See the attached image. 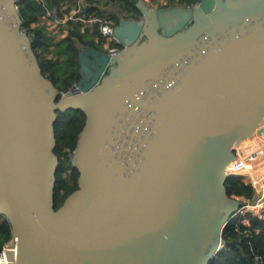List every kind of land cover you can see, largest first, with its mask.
I'll return each instance as SVG.
<instances>
[{
    "label": "water",
    "instance_id": "1",
    "mask_svg": "<svg viewBox=\"0 0 264 264\" xmlns=\"http://www.w3.org/2000/svg\"><path fill=\"white\" fill-rule=\"evenodd\" d=\"M16 1L0 0L7 264H208L239 206L225 166L264 118V0H132L141 16L114 25L122 49L81 45L64 90L42 74ZM69 107L86 115L78 186L55 209L53 122Z\"/></svg>",
    "mask_w": 264,
    "mask_h": 264
},
{
    "label": "trees",
    "instance_id": "2",
    "mask_svg": "<svg viewBox=\"0 0 264 264\" xmlns=\"http://www.w3.org/2000/svg\"><path fill=\"white\" fill-rule=\"evenodd\" d=\"M198 0H168L170 3L192 4ZM68 3L71 9L76 0H17L18 13L22 20V28L30 36V43L37 58L42 74L50 79L58 90L70 88L80 79L79 47L91 44L99 48L95 32L82 31L80 24L66 22L67 33L54 39L62 31L59 25L55 32L48 28L42 17L48 11H57L62 16L61 6ZM85 14L98 8V12L108 9L109 16L116 24L120 17L138 19L141 12L132 0H89ZM103 8V9H102ZM108 70L106 71V73ZM85 112L80 108L69 107L56 110L53 122L55 138L54 153L58 158L55 170L53 189V206L59 207L65 198L78 186V169L71 163L69 153L76 146L79 133L85 123ZM256 183L238 180L235 176L225 178L224 185L228 193L232 190L239 195L250 198L257 190ZM233 196V195H232ZM243 203L240 198H236ZM244 214L235 213L229 218L222 229V246L213 255L208 264H264V201L260 205L243 207ZM248 218L245 222L243 219ZM11 226L8 220L0 214V249L10 238Z\"/></svg>",
    "mask_w": 264,
    "mask_h": 264
},
{
    "label": "built area",
    "instance_id": "3",
    "mask_svg": "<svg viewBox=\"0 0 264 264\" xmlns=\"http://www.w3.org/2000/svg\"><path fill=\"white\" fill-rule=\"evenodd\" d=\"M88 2L89 0H76L75 5L71 9H68V3L66 2L61 6V17L57 15L56 10L48 11L46 14L48 19L55 24L66 26V22L73 24L77 23L80 24V28L83 31H94L95 39L100 43L102 48L101 50L107 51L109 54L118 53L122 49L123 45L118 41L114 34V21L107 12L102 11L99 13L98 8H94L91 13L85 14V9L89 6ZM149 2V5H154L156 7L168 4V1L163 0L161 1L162 3L159 4H153L151 0H149ZM44 22L47 23L45 19ZM73 89L77 90L75 86ZM237 148L239 147L237 146ZM242 151L243 150H241L239 154H237L236 157L230 160V162L226 165L228 172L227 176H235L238 180H243L242 176L249 174V176L254 178L257 182V188L262 187L264 185V139L253 145L251 148H248L243 152ZM248 182L252 183L251 181ZM246 199L247 200H242V204H239L237 212L244 214L243 205H246L248 202L255 203L260 199L264 201V191L262 193L261 191H254L251 197H246ZM254 215L262 217L256 214ZM243 220L246 222L248 218L246 217ZM10 240L11 238H9L0 249V256L4 258V248L10 243Z\"/></svg>",
    "mask_w": 264,
    "mask_h": 264
},
{
    "label": "bare ground",
    "instance_id": "4",
    "mask_svg": "<svg viewBox=\"0 0 264 264\" xmlns=\"http://www.w3.org/2000/svg\"><path fill=\"white\" fill-rule=\"evenodd\" d=\"M263 139H264V118L262 117L261 121L259 122L257 126L253 127L251 130L243 134V136L238 140V145L241 150L245 151L246 149L251 148L256 143H259ZM227 174L228 172L225 166V178ZM225 178H224V181H225ZM259 191H261V193L264 191V185L262 187H259ZM236 200L239 205L240 201L238 199ZM261 201L263 200L262 199L257 200L255 203L248 202L246 205H243V207L258 206L260 205ZM0 264H7L6 254H5V258L0 256Z\"/></svg>",
    "mask_w": 264,
    "mask_h": 264
},
{
    "label": "rangeland",
    "instance_id": "5",
    "mask_svg": "<svg viewBox=\"0 0 264 264\" xmlns=\"http://www.w3.org/2000/svg\"><path fill=\"white\" fill-rule=\"evenodd\" d=\"M144 1V0H143ZM148 1V2H147ZM147 1H144V3H146V4H149L150 2H149V0H147ZM152 1V3L153 4H159V3H162L161 1L162 0H151ZM163 1H168V0H163ZM103 9V8H102ZM103 10H105V12H107L108 13V11H106V10H108L107 8L106 9H103ZM44 19L47 21V22H49V23H51V24H53V22L50 20V19H48V17H47V14H45L43 17H42V21L44 22ZM53 26V25H52ZM50 30V29H49ZM52 30V29H51ZM57 37H60V34L57 36H55L54 37V39L55 38H57ZM100 47V49H102L101 48V46H99ZM237 146L239 147V145L237 144ZM240 149V148H239ZM240 151H241V149H240ZM69 156L71 157V163H72V159H73V153L72 152H70L69 153ZM73 164V163H72ZM244 172H247V171H244ZM243 177V180H244V182H247V183H249L248 181H251L252 183H256L257 184V182L255 181V180H253L254 178H252V177H250L249 176V174H246V175H244V176H242ZM228 178H229V176H226V179L228 180ZM243 180H241V181H243ZM255 184V185H256ZM257 187V186H256ZM256 191H259V188H257V190ZM232 193H234L233 192V190H232V192L230 193L231 195H233V197L235 196L236 198H240V200H247L246 199V195H239V194H232ZM259 215V214H258ZM260 216V215H259ZM262 218H264V213H263V216H262Z\"/></svg>",
    "mask_w": 264,
    "mask_h": 264
},
{
    "label": "crops",
    "instance_id": "6",
    "mask_svg": "<svg viewBox=\"0 0 264 264\" xmlns=\"http://www.w3.org/2000/svg\"><path fill=\"white\" fill-rule=\"evenodd\" d=\"M47 24H48V28H49L50 31H52V32H55V31L57 30V28L59 27V25H60V24H55V23L51 24V23H49V22H47ZM52 25H53V26H52ZM51 29H52V30H51ZM82 31H83V30H82ZM66 33H67V27L64 25L62 31L59 32V33H57L56 35L58 36V35L60 34V37H61V36L65 35ZM56 35H55V36H56ZM57 38H59V37H57ZM55 39H56V38H55Z\"/></svg>",
    "mask_w": 264,
    "mask_h": 264
}]
</instances>
